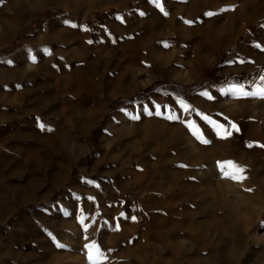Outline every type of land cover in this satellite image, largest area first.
<instances>
[{
  "label": "rangeland",
  "instance_id": "obj_1",
  "mask_svg": "<svg viewBox=\"0 0 264 264\" xmlns=\"http://www.w3.org/2000/svg\"><path fill=\"white\" fill-rule=\"evenodd\" d=\"M261 89L264 0H0V264H264Z\"/></svg>",
  "mask_w": 264,
  "mask_h": 264
},
{
  "label": "snow or ice",
  "instance_id": "obj_2",
  "mask_svg": "<svg viewBox=\"0 0 264 264\" xmlns=\"http://www.w3.org/2000/svg\"><path fill=\"white\" fill-rule=\"evenodd\" d=\"M207 15H213V13L210 12L207 13ZM236 91L240 92L242 95H250V93L244 92L243 89L238 88L236 89ZM257 94L264 96V89H261ZM228 167L232 169V172H226L225 175L231 176V178L236 180H240L243 178L241 175H238L239 173L243 172V169L240 166L234 165L231 162H229Z\"/></svg>",
  "mask_w": 264,
  "mask_h": 264
},
{
  "label": "bare ground",
  "instance_id": "obj_3",
  "mask_svg": "<svg viewBox=\"0 0 264 264\" xmlns=\"http://www.w3.org/2000/svg\"><path fill=\"white\" fill-rule=\"evenodd\" d=\"M99 16H100V13H98V12H94L93 15L91 16V19L94 20L95 18H97V17H99ZM98 19H99V18H98ZM98 19H97V20H98ZM99 21H100V20H99ZM95 22H96V20H95ZM95 22H94V23H95ZM93 25H94V24H93Z\"/></svg>",
  "mask_w": 264,
  "mask_h": 264
}]
</instances>
